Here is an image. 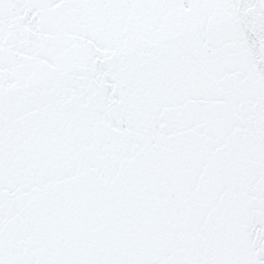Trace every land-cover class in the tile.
<instances>
[{"label":"snow or ice","instance_id":"obj_1","mask_svg":"<svg viewBox=\"0 0 264 264\" xmlns=\"http://www.w3.org/2000/svg\"><path fill=\"white\" fill-rule=\"evenodd\" d=\"M0 264H264V0H0Z\"/></svg>","mask_w":264,"mask_h":264}]
</instances>
